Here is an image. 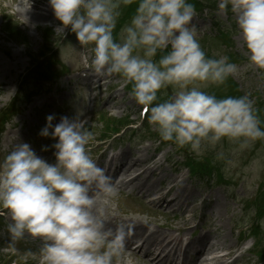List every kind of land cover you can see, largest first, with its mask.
Here are the masks:
<instances>
[{
    "label": "clouds",
    "instance_id": "obj_1",
    "mask_svg": "<svg viewBox=\"0 0 264 264\" xmlns=\"http://www.w3.org/2000/svg\"><path fill=\"white\" fill-rule=\"evenodd\" d=\"M48 3L60 21L56 38L74 34L81 47H90L98 76H118L130 83L131 95L162 141L197 158L222 149L225 142L236 146L234 153L253 149L258 142L264 145V120L248 94L219 97L207 90L224 85L238 65L226 56L206 54L194 23L196 5L190 0ZM218 8L232 13L249 63L264 69V0H219ZM71 52L69 41L60 48V60L70 63ZM46 120L39 135L55 141V162L23 141L0 161V209L11 221L7 230L13 239L26 234L40 238L45 264H117L132 226H112L97 211L98 196L114 197L117 187L90 154L93 133L88 121L82 111L73 118L62 116L58 123L55 114ZM217 159L224 160L226 173L235 167L223 151ZM249 169L264 170V152L257 153ZM254 215L249 210L239 227L247 228Z\"/></svg>",
    "mask_w": 264,
    "mask_h": 264
},
{
    "label": "rangeland",
    "instance_id": "obj_2",
    "mask_svg": "<svg viewBox=\"0 0 264 264\" xmlns=\"http://www.w3.org/2000/svg\"><path fill=\"white\" fill-rule=\"evenodd\" d=\"M24 2V0H17L16 2L12 3L10 7H8L7 12L5 14L9 15L12 17L15 22H18L23 30L27 31L28 36L30 37L29 40L31 42V49L32 52L34 51H39L43 45V37L39 30L36 31L34 24H29L26 22V19L24 18L23 15H20L18 13V7L19 5ZM38 0H35L34 3H38ZM33 2L31 5H27L26 2L23 3L20 7L22 9H25L26 7L29 9V11L33 10L32 6ZM10 5V0H2L0 9L5 8ZM195 24L197 27H199V32L200 35H202L204 32L205 33H210L213 31V24L214 22H224L228 21L227 14L224 13V11H220L217 13L214 17L211 15H208L207 13H198L197 16L194 18ZM3 23V22H2ZM6 34V33H5ZM3 33L0 34V108L2 107L1 104L4 103L5 101H10L11 97H13V94L15 93L16 90H14L12 87L15 85H18V76L24 69V66L22 64H18L19 59H23L27 62V58L25 57L26 54H24V49L23 47L16 46L15 44H12V42H9V39L7 37V34L5 35ZM233 39L235 42V48L238 51H241L242 54H244L248 58V53L246 50V46L243 40V36L241 35L238 27H237V32L233 34ZM212 45V42L211 44ZM9 53L5 51V49H9ZM34 50V51H33ZM225 47L218 45L217 47H214L213 52L214 54L220 56H225ZM83 55V57H82ZM84 51L81 48H75L72 46V52H71V63L74 66H80L81 63H84ZM26 64L25 66H27ZM238 65V71L236 74L233 76L234 79L239 83L242 91L244 94H248L251 98H253L254 101H257V96L262 95L264 98V69H259L255 65H252L249 63V61H246L244 64H237ZM117 79L114 80L116 82ZM17 83V84H16ZM66 86L65 89H62V87ZM76 84L75 82L69 83L66 82L64 79H61L59 81V87L53 89V93L55 94L56 98H59L58 102L56 101L55 104H52V101H47L44 98L40 99H32V103L29 105L27 112L24 115V119L26 121V125L24 128V131L28 133V135H31L35 133V128L38 126V124H42L44 122V119L46 121L45 115L49 114L51 111H53L55 105H64L63 102H66L67 100H70L74 98V93L77 91L75 89ZM118 91V89H117ZM116 91V92H117ZM121 94L123 92L119 90ZM118 93V92H117ZM85 90L82 91V93L79 95L78 100L81 104L80 108L83 107L84 105V95H85ZM109 94L104 93L102 98H106ZM124 101L128 99L126 104L130 107H128V113L130 115V120L135 121V122H140V115H139V110H140V105H138L135 101V99L128 93L123 95ZM77 98V97H76ZM73 101V99H72ZM103 102V101H102ZM102 102L101 106H102ZM49 104L50 108H48V111H46L44 108H42L43 104ZM71 105V104H70ZM74 105V104H73ZM44 109V110H43ZM103 109L100 108L99 110ZM121 110H115L114 112H120ZM44 113H41L42 111ZM69 112L67 111H59L55 114L56 115V120L54 123H58L60 121V118L62 116H68L72 118V114L74 112H78L75 107L70 106ZM69 113V114H68ZM121 113V112H120ZM119 113V114H120ZM264 114V112H263ZM29 115V116H28ZM125 115V114H124ZM97 115H95V119L90 122V127L93 131L94 136H99L101 134V128L102 124L96 120ZM23 123V122H22ZM147 127H150V131L152 133V137L155 138L157 141L160 139L158 133L154 130V128L147 124ZM38 130V129H37ZM16 137V136H13ZM6 139V136H5ZM4 139V140H5ZM49 146L52 147V145L55 143L54 140H52L50 137L46 138ZM156 145L160 144V142H155ZM164 145L163 151L161 152V156L163 155L164 152H167V150L172 151L170 154L171 157V162L170 164L175 163L178 159L184 160L186 159L187 155H191L192 157L197 158L193 153L189 152L187 149H182L176 146L174 143H166L165 141L162 142ZM174 147H171V146ZM127 145H125L126 147ZM235 145H230L227 142H225L222 146V149L220 146L217 147L215 150H209L208 152L205 153L204 156L199 157L198 159L200 160H205V158L210 157L211 162L213 164H221L222 169L225 171V163L224 160L222 159H217V153L220 151H223L226 156H230L231 159L235 160L236 164L235 167L231 169L230 172L226 173L227 177H232L234 179H237L238 182L237 184L232 187L228 186H223V185H213V189L211 190L212 192V200H213V206L208 207L211 210V214L217 215V218L220 217L223 220V228L222 231L225 235L228 236L229 233V225H236L240 223L242 220L245 219L246 216H248V204L249 200L252 198V194L254 193L255 186L259 183V181L264 177V170L257 172H253L249 169V165L251 161H253L258 152H264V145H261L258 147L257 145L250 150H246L244 152H236L234 153L233 150L235 149ZM14 147L10 146V149L12 150ZM168 148V149H167ZM39 147H36L35 151L37 152L38 155H41L39 152ZM187 152V153H185ZM49 162H55V157L53 159L48 160ZM165 164H169V162H166ZM207 181V184H217V178H213V180H205ZM256 182V183H255ZM232 187V188H231ZM237 195V196H235ZM243 197V201L239 202V198ZM214 198L218 199V204H214ZM238 198V199H235ZM134 203H131L126 200H122L121 195L117 197V200L112 202V209L114 211H119L120 207L122 209L123 206L128 205L129 211L131 210H143L147 208L145 205L140 203L139 201L130 198ZM126 204H124L123 202ZM98 212L102 214V204L98 203L97 204ZM136 215V216H134ZM103 216V214H102ZM122 217H135V218H145V214H138L136 212L133 213V216L131 214L128 215H123L121 214ZM151 217V216H149ZM212 217V216H211ZM230 222H229V218ZM103 218H105L103 216ZM160 218V216H159ZM219 221V219H217ZM254 216L251 217V220H253ZM10 216L9 214L6 213V217H4V225L6 227H3L0 229V246H7L10 249H3L0 248V260L1 261H7L10 259V257H13L14 255L12 252L11 248H16L17 253L15 254V257L17 259L19 258L20 260H27L24 263H21L20 260H18L19 263L21 264H45L43 261L42 257V252H40V256L38 255V251H41L42 247L40 246L41 241L38 242H33L29 241L31 244L28 252L24 250V248H21V242L15 243L13 240L11 234L7 230V225L10 223ZM264 224V223H263ZM264 230V228H263ZM237 237L234 232L232 234V237H228L227 240L224 239L225 245L229 243H234L235 238ZM214 240L218 241V238L216 236H213ZM220 238V237H219ZM221 239V238H220ZM39 240V239H38ZM240 245V246H239ZM243 248L245 246H241L239 243L238 246L235 248ZM238 248V249H239ZM28 249V248H26ZM237 249V250H238ZM237 253V252H235ZM250 259V260H249ZM256 261V259L250 254L242 256V259L240 260L239 264H253ZM135 262L137 264H146V260L143 259V257L138 256L135 258Z\"/></svg>",
    "mask_w": 264,
    "mask_h": 264
},
{
    "label": "bare ground",
    "instance_id": "obj_3",
    "mask_svg": "<svg viewBox=\"0 0 264 264\" xmlns=\"http://www.w3.org/2000/svg\"><path fill=\"white\" fill-rule=\"evenodd\" d=\"M22 12L26 13L25 16L29 21H34L35 17L41 20L47 19V14L43 13L41 8L39 13L34 11V14H30L31 11L27 7ZM109 77V75H105L99 78L97 74H92L90 90L95 87L96 91L101 92ZM163 159L167 160L166 155L158 158L144 154L142 150H139V154L138 150L132 153L123 151L113 155L110 160V163L116 164L115 169L105 168L107 173L113 177V181L120 191L129 189V193L135 196H138L136 191H139L144 199L153 197V200L158 201L162 212L178 211L181 213V219L178 222L156 223L154 229H150L143 222L134 221L140 233L129 235L128 240L138 238L141 241L139 248L144 250V255L154 253V264H173L175 255L180 249L183 254L182 264H224L226 258L233 253V246H223L212 242L213 233L218 230L214 220L211 219L204 223V229L200 233H191L187 236L194 226L193 217L198 200L202 199V203L206 202V199L202 198L204 192H200L202 187L194 184L183 172L167 168L162 163ZM169 194H172V198L167 201L166 197ZM98 197H103V195ZM217 200H214V204H218ZM188 214H191L192 217L187 218ZM117 223L131 222L119 220ZM183 240H186L184 246L182 245ZM191 251L195 252V256L189 254ZM220 251L222 254L213 255ZM208 255L212 256L208 257Z\"/></svg>",
    "mask_w": 264,
    "mask_h": 264
}]
</instances>
